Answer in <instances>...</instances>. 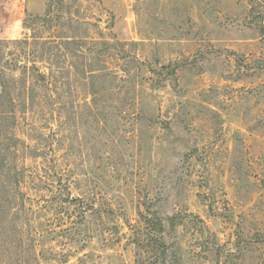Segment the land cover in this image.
Returning a JSON list of instances; mask_svg holds the SVG:
<instances>
[{
    "label": "rangeland",
    "instance_id": "rangeland-1",
    "mask_svg": "<svg viewBox=\"0 0 264 264\" xmlns=\"http://www.w3.org/2000/svg\"><path fill=\"white\" fill-rule=\"evenodd\" d=\"M0 264H264V0H0Z\"/></svg>",
    "mask_w": 264,
    "mask_h": 264
},
{
    "label": "trees",
    "instance_id": "trees-1",
    "mask_svg": "<svg viewBox=\"0 0 264 264\" xmlns=\"http://www.w3.org/2000/svg\"><path fill=\"white\" fill-rule=\"evenodd\" d=\"M26 67H27V66H25V68H26ZM25 68H24V69H25ZM37 73H38V75H40L39 77H41L42 79H45V78H46V75H45V74H40L38 71H37ZM154 225H155V226L157 225L156 227H157L158 229H161V225H162L161 222L157 221V223L153 224V226H154Z\"/></svg>",
    "mask_w": 264,
    "mask_h": 264
}]
</instances>
